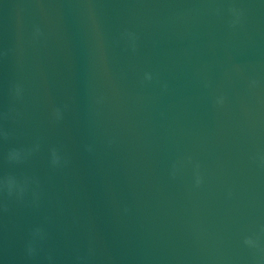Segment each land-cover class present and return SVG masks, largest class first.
I'll return each mask as SVG.
<instances>
[{
  "label": "water",
  "instance_id": "water-1",
  "mask_svg": "<svg viewBox=\"0 0 264 264\" xmlns=\"http://www.w3.org/2000/svg\"><path fill=\"white\" fill-rule=\"evenodd\" d=\"M0 264H264V0H0Z\"/></svg>",
  "mask_w": 264,
  "mask_h": 264
},
{
  "label": "clouds",
  "instance_id": "clouds-1",
  "mask_svg": "<svg viewBox=\"0 0 264 264\" xmlns=\"http://www.w3.org/2000/svg\"><path fill=\"white\" fill-rule=\"evenodd\" d=\"M149 78H150V74H146ZM8 183H9V186H11V184H12V181L11 180H9L8 181ZM250 242V241H249ZM29 251H31V248L29 249Z\"/></svg>",
  "mask_w": 264,
  "mask_h": 264
}]
</instances>
